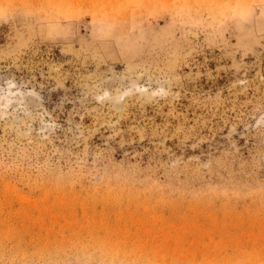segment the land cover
Wrapping results in <instances>:
<instances>
[{
    "label": "rangeland",
    "instance_id": "374dc122",
    "mask_svg": "<svg viewBox=\"0 0 264 264\" xmlns=\"http://www.w3.org/2000/svg\"><path fill=\"white\" fill-rule=\"evenodd\" d=\"M0 264H264V0H0Z\"/></svg>",
    "mask_w": 264,
    "mask_h": 264
}]
</instances>
